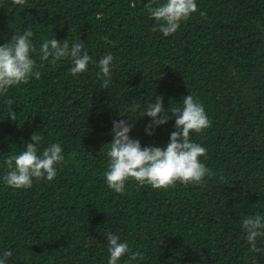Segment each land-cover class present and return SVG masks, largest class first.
Returning <instances> with one entry per match:
<instances>
[{"label": "trees", "instance_id": "16d2710c", "mask_svg": "<svg viewBox=\"0 0 264 264\" xmlns=\"http://www.w3.org/2000/svg\"><path fill=\"white\" fill-rule=\"evenodd\" d=\"M149 3L26 0L21 7L0 0V45L31 28L41 72L0 95V254L12 252L7 264H108V232L131 249L118 264L133 252L132 264H264V251H248L242 228L245 216L264 215V0H197V11L167 37L153 31ZM53 37L84 43L88 71L73 76L71 58L41 61L40 46ZM109 53L105 89L97 73ZM189 94L211 121L191 140L207 149L201 161L215 175L159 190L134 179L123 193L108 188L113 121L135 115L131 138L166 147L176 117L169 111L171 119L149 135L152 118L139 116L157 97L165 109L182 108ZM35 132L43 136L41 153L59 142L65 159L53 180L9 187L4 161ZM257 246L264 249V237Z\"/></svg>", "mask_w": 264, "mask_h": 264}, {"label": "clouds", "instance_id": "9594fccd", "mask_svg": "<svg viewBox=\"0 0 264 264\" xmlns=\"http://www.w3.org/2000/svg\"><path fill=\"white\" fill-rule=\"evenodd\" d=\"M26 0H12L13 5L23 7ZM156 5V6H153ZM133 7L135 4L132 5ZM198 9L197 0H150L148 11L150 18L157 23L153 31L161 32L165 37L177 32L181 21H187ZM201 15H206L201 13ZM102 14L97 13V19ZM34 32L27 28L23 34H15L12 39L0 45V95H5L13 86L26 84L31 78L40 79L41 72L37 62L32 58L36 51L32 42ZM84 43H70L67 39L61 41L55 39L44 40L39 49L41 61L51 59L53 64L61 58H71L73 66L70 72L76 76L88 71V65L92 57L84 50ZM114 57L107 54L99 60L98 79L103 80V87L108 88L111 80V69ZM10 109L11 119L16 120V112L11 109L14 103L12 99L6 101ZM140 106L134 104L130 111L135 112ZM175 117L176 131L170 135V142L166 147L142 146L139 139H133L130 133L134 127L132 118L135 115H125L128 119L113 121L112 134L114 139L109 142L107 152L109 158L107 170L104 173L108 188L116 193L125 191L126 183L134 179L139 185H150L155 189H167L175 187L177 182L184 185L189 183L201 184L205 177H212L215 173L201 161V157L207 156V149L199 143L191 140V133H201L211 126L203 104L192 94L183 97L182 108L165 109L163 99L157 97L149 103L147 109L139 117H151L145 131L151 135L156 127L166 124L171 117ZM32 142L27 143L26 149L18 154L9 155L4 164L7 173L3 177L9 187L28 189L32 187L33 180H53L57 175V165L65 159L64 149L59 142L51 143L43 147L40 145L43 136L38 132L33 133ZM242 228L246 232V240L249 245L248 251L260 253L264 249L257 246L258 237H264V215L255 214L245 216L242 220ZM108 252L110 258L108 264H118L123 256L131 252L127 241L121 242L118 235L108 232ZM138 253H131L125 264H132L137 259ZM11 251L0 254V264H7Z\"/></svg>", "mask_w": 264, "mask_h": 264}]
</instances>
